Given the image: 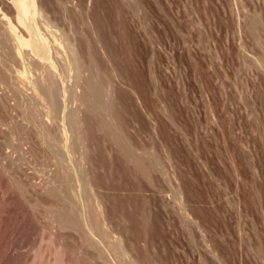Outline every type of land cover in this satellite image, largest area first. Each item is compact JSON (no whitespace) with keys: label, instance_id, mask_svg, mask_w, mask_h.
Listing matches in <instances>:
<instances>
[{"label":"rangeland","instance_id":"1","mask_svg":"<svg viewBox=\"0 0 264 264\" xmlns=\"http://www.w3.org/2000/svg\"><path fill=\"white\" fill-rule=\"evenodd\" d=\"M42 1L68 29L59 4L67 8L102 79L112 80L116 128L142 156L136 169L97 124L83 125L84 169L107 217L116 212L110 218L127 255L137 264H264V0ZM5 63L18 89L0 81V251L16 240L10 252L25 255L34 251L32 221L55 229L14 184L39 192L54 164L25 116L32 91ZM77 155L70 158L81 164ZM17 222L22 235L13 232ZM57 230L56 242L69 237ZM66 239L77 254L79 242ZM69 249L76 264H94Z\"/></svg>","mask_w":264,"mask_h":264},{"label":"bare ground","instance_id":"2","mask_svg":"<svg viewBox=\"0 0 264 264\" xmlns=\"http://www.w3.org/2000/svg\"><path fill=\"white\" fill-rule=\"evenodd\" d=\"M59 2H62V0ZM59 5L63 7L61 12H64L63 16L68 23V29L59 26V16L57 17L56 14L58 10L46 7L42 0H0V81L5 83L4 85L10 89L14 88L16 84V80L11 79L13 76L10 75L11 77H9V74L5 73L6 70L2 67L7 65L6 61L9 62L8 65H13L11 68L15 66L14 72L16 69V72L23 76V78L20 76L17 79L18 74H15L14 79L21 81V86L26 85L27 87L29 85V90L31 89L32 91L31 95L33 94V101L30 98L31 96H29L31 100H27V102L31 103L28 105L26 103V107L24 105L25 116L28 119L25 116L23 117L29 122H36V126L39 128L35 134L38 135L39 142L44 146V149H47L45 151L49 152V155L47 153L46 156L54 164L51 166L54 170L50 168L53 172L50 184H40L38 186V188L40 187L39 192L43 196H40L39 192H37L36 186H34L36 189L32 188L33 192H30L28 188L31 184L29 187L27 186L28 188L26 187L27 184L21 185V183L18 184L16 182L17 184L14 185L31 212H39V209L42 208L44 213L41 216L46 217L49 223L54 226L49 224L51 229L52 227L55 230L58 228L60 235L61 231H63L66 237L69 236L73 240L75 238V242H79L76 247H79L80 254L78 255L79 252L77 254L76 252L74 253V247V251H70L72 247L69 249L65 245V241H63V244L62 238L66 239L64 235L59 240L62 243L56 242L60 237H56L55 241L54 235H57L55 232L57 233L58 230L52 229L54 231V234H52V231L48 232V228H44L45 225L42 227L40 224H35L32 221V216L36 213H32V218L29 217L32 219L30 220V222L32 221L31 227L30 225L29 227L33 237H31V244L34 246L33 253L25 255L13 254L15 251H12V249L11 253L10 248L17 246L18 243L13 239L15 242L3 243L2 251H0V264H76V262L68 258L67 249L73 252L72 257H74L75 261H78L80 255L83 254L91 261H94V264H137L136 260H132L133 257L127 255V251L122 245V239L117 234L119 230L117 231L112 223L113 219L111 220V218L116 212L113 213V216H110L111 218L109 215L107 217V213L109 212L110 214V211L106 210L105 214V209L108 208L102 205L103 209L101 206L104 202L100 201L102 200L100 199L101 196H98V190H95L94 184L88 175L89 173L87 174L84 169L85 165L83 163H86V158L88 157V149L85 144L86 128L83 126L86 124V120L97 124L99 131L101 130L112 143L114 142L120 146L125 151L123 153H126L127 157L132 161V165L136 166V169L142 167L141 163L144 164V162L143 160L141 162L142 156L132 147L133 144L131 146L130 143L129 145L125 144L126 142L124 143L122 130H118L115 126L112 117L114 99H111V89L113 87L109 88L111 94L109 95L108 93V87L112 86L110 85L111 79H108L107 75L106 79H102V76L104 78L105 75H101L91 53H87L90 49L85 50V46L80 42L81 38L78 37V32L71 21L72 18L70 19L67 13V8L63 3ZM2 59L5 60V65L2 64ZM22 81L23 83L25 82V85H23ZM16 86L15 90H11L16 91ZM16 99L18 100L19 98ZM18 103L20 104L17 101L16 104ZM42 117H46L45 120H48L49 125L51 122L55 125L52 128L54 131H51L45 125L44 119H41ZM53 124H51L52 127L54 126ZM74 153L79 155L81 164L74 163V160L72 161L73 156H75ZM0 157L2 158V156ZM79 161L75 159V162ZM28 193L29 195L27 196ZM30 207L33 209L37 208V210L34 211ZM38 207L40 208L38 209ZM21 208L19 207V209ZM11 220L8 221V225ZM21 221L23 223L22 219ZM27 221L29 220L27 219ZM12 223L14 225V220ZM8 225L6 224V227ZM15 226L14 234L18 235L24 232L21 230L22 227H17L18 222ZM28 232L25 237H27ZM73 240L71 239L72 243ZM19 245H21V242ZM7 249H9V252ZM79 261L81 262V260Z\"/></svg>","mask_w":264,"mask_h":264}]
</instances>
